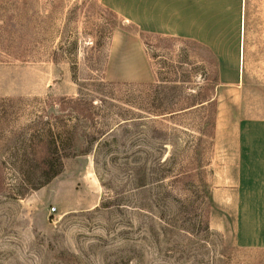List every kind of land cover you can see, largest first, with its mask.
Listing matches in <instances>:
<instances>
[{
    "label": "rangeland",
    "instance_id": "1",
    "mask_svg": "<svg viewBox=\"0 0 264 264\" xmlns=\"http://www.w3.org/2000/svg\"><path fill=\"white\" fill-rule=\"evenodd\" d=\"M215 2L186 37L126 0H0V264H264L214 197L264 120V0ZM45 141L61 171L33 187Z\"/></svg>",
    "mask_w": 264,
    "mask_h": 264
},
{
    "label": "crops",
    "instance_id": "2",
    "mask_svg": "<svg viewBox=\"0 0 264 264\" xmlns=\"http://www.w3.org/2000/svg\"><path fill=\"white\" fill-rule=\"evenodd\" d=\"M215 1L126 0L133 9L149 12L152 23L163 25L166 29L173 28L175 35L186 37L198 33V22L202 16L199 12L206 13L224 8L216 6ZM106 8L116 13L115 8ZM206 46L218 58L220 79L219 57L208 44ZM232 181L230 186L225 184L228 188L220 189V186H217L219 188L214 190V197L233 209L236 244L242 247L264 248V120L255 121L252 126H246L245 134H238L236 173Z\"/></svg>",
    "mask_w": 264,
    "mask_h": 264
},
{
    "label": "trees",
    "instance_id": "3",
    "mask_svg": "<svg viewBox=\"0 0 264 264\" xmlns=\"http://www.w3.org/2000/svg\"><path fill=\"white\" fill-rule=\"evenodd\" d=\"M141 34L147 35L144 32H141ZM155 35L160 36V37L162 36V37L175 38L174 36H164V35H159V34H155ZM185 41H189L192 43L194 42L202 46L205 49L208 56H210V58L213 60L214 71H215L214 79L216 81H219L218 58L214 54V52L208 46L201 44L200 42H197L195 40L185 39ZM70 99L72 100L73 98H70ZM79 99L80 98H74V100H77V101H79ZM87 102L90 104L89 100H87ZM87 118L89 119V117ZM63 137H64L63 146H65V149H69V148L74 149L73 148L74 147V144H73L74 135L71 132H67V134H63ZM95 138L96 136L94 135L92 137L88 134L85 135V140L81 148L83 153L86 154L93 149L92 144ZM55 149H54V145L51 142L45 141V143L41 144L37 152H32V153H27V154L25 153L23 155L22 177H24L23 179L26 180V182L30 183L33 187H36L37 185L46 183L47 181H49L52 177H54L56 174H58L61 171V167H62L61 155L56 154L58 151H54ZM71 153L72 155H74L76 152L75 150H72ZM67 154L68 153H65L64 155H67ZM54 160L57 161V163H55ZM211 196L212 194L210 193V198Z\"/></svg>",
    "mask_w": 264,
    "mask_h": 264
}]
</instances>
